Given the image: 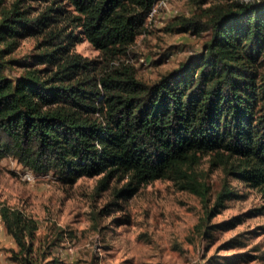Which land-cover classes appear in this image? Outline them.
I'll return each instance as SVG.
<instances>
[{"label": "trees", "instance_id": "obj_1", "mask_svg": "<svg viewBox=\"0 0 264 264\" xmlns=\"http://www.w3.org/2000/svg\"><path fill=\"white\" fill-rule=\"evenodd\" d=\"M155 1L0 0V158L63 182L102 173L97 190L127 178L116 197L168 177L205 201L197 165L207 155L226 175L214 205L239 195L229 176L264 193V0L174 16L166 30L208 36L196 55L149 82L126 59ZM26 37L35 41L21 59L13 52ZM80 38L99 56L75 51ZM0 222L17 264H47L33 217L0 203Z\"/></svg>", "mask_w": 264, "mask_h": 264}, {"label": "rangeland", "instance_id": "obj_2", "mask_svg": "<svg viewBox=\"0 0 264 264\" xmlns=\"http://www.w3.org/2000/svg\"><path fill=\"white\" fill-rule=\"evenodd\" d=\"M216 1L226 0L160 4L131 45L135 56L130 51L126 59L137 76L155 81L196 55L208 33L166 30V24ZM29 3L43 6L41 1ZM34 41L21 39L13 54L23 59ZM73 48L88 58L99 56L85 38ZM24 170L14 158H0V203L36 220L34 244L48 253L47 264H264V193L229 176L228 186L239 195L214 205L226 175L221 166L210 165L207 155L197 165L209 184L205 201L168 177L140 183L129 196L116 197L115 190L127 178H112L97 190L102 173L63 182L50 171H32L33 177L26 178ZM14 247L0 222V264H17L10 256Z\"/></svg>", "mask_w": 264, "mask_h": 264}, {"label": "built area", "instance_id": "obj_3", "mask_svg": "<svg viewBox=\"0 0 264 264\" xmlns=\"http://www.w3.org/2000/svg\"><path fill=\"white\" fill-rule=\"evenodd\" d=\"M165 0H156L151 8L148 10L147 15H146V23H148L156 14L157 12V7L164 3ZM24 177L26 178H31L33 177L32 170L26 167V170L23 171Z\"/></svg>", "mask_w": 264, "mask_h": 264}]
</instances>
